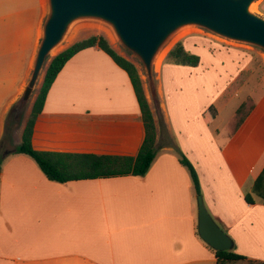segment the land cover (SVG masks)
<instances>
[{
    "label": "crops",
    "instance_id": "0c3cea01",
    "mask_svg": "<svg viewBox=\"0 0 264 264\" xmlns=\"http://www.w3.org/2000/svg\"><path fill=\"white\" fill-rule=\"evenodd\" d=\"M45 3L0 0V142L33 68ZM260 8L264 18V0ZM183 45L200 57L199 65L176 66L164 59L157 104L145 92L156 128V157L143 177L50 182L31 158L13 152L21 128L2 153L0 264H216L214 251L198 234L197 195L189 170L179 163L181 155L194 167L204 206L232 240L231 251L264 264V205L258 198L245 202L264 167V109L255 103L233 132L243 101L218 124L219 104L240 90L237 62L203 58ZM203 60L222 64L213 76L223 82L207 105L198 84L208 75L199 72ZM210 105L217 115L207 125ZM143 140L127 74L92 48L71 58L58 74L35 121L31 145L40 152L133 158Z\"/></svg>",
    "mask_w": 264,
    "mask_h": 264
},
{
    "label": "water",
    "instance_id": "95a60500",
    "mask_svg": "<svg viewBox=\"0 0 264 264\" xmlns=\"http://www.w3.org/2000/svg\"><path fill=\"white\" fill-rule=\"evenodd\" d=\"M257 0H46L42 26L29 80L11 110L26 105L70 26L83 19L108 25L119 43L141 62L152 100L157 104L153 78L156 57L178 31L197 27L224 40L253 46L264 52V18L251 12ZM198 234L213 251H231L232 240L196 198Z\"/></svg>",
    "mask_w": 264,
    "mask_h": 264
},
{
    "label": "trees",
    "instance_id": "16d2710c",
    "mask_svg": "<svg viewBox=\"0 0 264 264\" xmlns=\"http://www.w3.org/2000/svg\"><path fill=\"white\" fill-rule=\"evenodd\" d=\"M92 48L101 50L111 58V60L127 74L131 83L144 127L143 143L138 154L133 158L40 152L34 150L31 145L35 121L43 110L47 94L58 74L71 58L84 50ZM166 62L176 66L197 67L200 63V57L187 52L183 42L179 41L166 55L165 63ZM254 106V103L245 101L238 107L235 113V122L232 127L233 132L242 125L249 113L254 109ZM11 112H13V110ZM216 115L217 112L215 107L210 105L204 113L205 124L210 125L214 121ZM6 131L5 127V134L0 142V170ZM155 139L156 128L153 115L136 66L126 58L120 56L110 46L104 36L93 35L73 43L48 62L42 82L25 121L20 143L14 148L13 152L31 158L48 181L63 185L75 181H89L126 176L136 178L143 177L156 157ZM179 163L189 170L193 180L195 194L200 196L199 183L194 167L182 155L179 158ZM255 198H258L264 205V167L253 181L251 193L245 194V202L247 204H253ZM214 259L216 264H263L239 256L233 251H214Z\"/></svg>",
    "mask_w": 264,
    "mask_h": 264
},
{
    "label": "rangeland",
    "instance_id": "374dc122",
    "mask_svg": "<svg viewBox=\"0 0 264 264\" xmlns=\"http://www.w3.org/2000/svg\"><path fill=\"white\" fill-rule=\"evenodd\" d=\"M260 2L261 0H257L251 6V12L262 16ZM93 35L104 36L112 48L117 50L124 58L136 66L143 84L144 92H146L147 96L151 98L148 81L141 62L119 43L112 29L101 21L83 19L74 22L70 26L66 36L59 46L58 51L55 55H50L51 57L49 60L73 43ZM179 41H185L187 48H190L193 52L198 53L203 58L220 56L226 60L227 58H234L237 62V69L238 72H240V75L237 77L236 84L237 88H240V90L238 91V94H236L235 97L232 96L228 102L223 105L219 104V107H221V117L218 120V124L225 123L233 110L243 101L252 102L254 104L257 103L261 108L260 110L264 109V52L253 46L224 40L204 29L197 27H188L178 31L172 35L162 47L156 57L157 59L155 60V62H157L161 54L166 51L165 55L161 59L160 68L156 69L155 64L153 66L155 86L158 85L160 87L159 73L161 72V66L168 52ZM227 55L231 57H228ZM206 68L208 70H206ZM221 68L222 64L219 61H212L209 63L206 60H203V64L199 72L203 74L207 73L208 75L203 77L202 82L199 81L198 84L201 85L200 89L203 93L202 100L205 103L204 105H207L208 101L211 99L210 97L215 94L217 86L219 87L223 82L222 79L217 82V77L213 76L217 73L218 69ZM41 82L42 78L35 89V94L37 93ZM33 99L34 96L32 95L30 101L24 105L22 109H17L13 112H11V110L9 112L5 121L7 131L4 138V150L12 147L14 142L19 138L21 128L25 125V121L30 112Z\"/></svg>",
    "mask_w": 264,
    "mask_h": 264
},
{
    "label": "bare ground",
    "instance_id": "6f19581e",
    "mask_svg": "<svg viewBox=\"0 0 264 264\" xmlns=\"http://www.w3.org/2000/svg\"><path fill=\"white\" fill-rule=\"evenodd\" d=\"M58 49H59V47L57 49L53 50L52 53H51V56L55 55V53L58 51ZM165 53H166V51L163 52V54H161V56L159 57V59L157 60V62H155V68L156 69L160 68V62H161L162 57L165 55Z\"/></svg>",
    "mask_w": 264,
    "mask_h": 264
}]
</instances>
